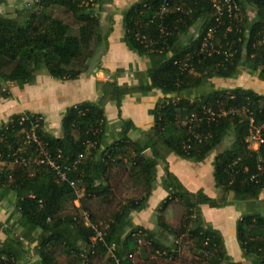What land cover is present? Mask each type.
Wrapping results in <instances>:
<instances>
[{
    "label": "trees",
    "instance_id": "1",
    "mask_svg": "<svg viewBox=\"0 0 264 264\" xmlns=\"http://www.w3.org/2000/svg\"><path fill=\"white\" fill-rule=\"evenodd\" d=\"M236 1L240 20L223 16L220 23L208 1L138 0L124 14L122 41L130 51L148 60V78L137 86L120 87L113 77L96 85L100 101L115 103L119 120L125 96L159 91L169 97L149 112L152 128L139 139L128 137L134 126L124 121L121 134L107 144L104 111L92 103L66 110L60 137L46 132L40 115H16L0 124V191L15 194L20 229L19 236H14L13 229L5 230L0 264H18L29 254L25 244L34 243L38 264H59L57 253L66 257V264H92L107 252L106 264H135V258L148 264L149 253L153 264H158L159 257L171 260L177 256V241L183 236L198 253L201 264H236L227 255L219 231L204 222L201 214V206L220 209L251 203L264 190V143L253 151L246 142L251 127L262 128L264 137V95L241 88L211 87L201 92L214 78H234L239 67L256 73L264 82V46L259 44L264 32V0ZM99 4L100 0H33L13 15L0 14V101L12 97L10 85H33L41 74L58 81L77 80L87 70V61L94 57L100 42ZM164 4L170 12L160 18ZM53 9L59 10L56 16L50 13ZM248 10L254 13L252 19ZM209 30L213 31V42L231 49L230 59L199 53ZM181 64H187V70L182 71ZM203 108L237 112L209 124L200 123L194 130L208 138L198 143L184 121L191 115L200 117ZM242 109L246 112L239 113ZM36 118H41L35 130L37 138L53 159L72 164L83 156L65 181L58 180L46 166L37 165V147L25 141ZM226 138L231 144L212 163L220 198L212 199L202 191L188 192L165 166L161 186L167 196L158 206L157 226L162 232L168 230L172 242L133 224L131 214L146 209L155 190L158 162H164L166 154L202 163ZM71 181H78L76 188L70 186ZM123 183L137 189L139 196L117 202V189ZM74 202L78 204L74 213H63L66 205ZM173 203L183 209L177 230L170 229L163 218ZM90 204L109 208L116 204L106 229L98 228L102 240L93 243L92 226L98 225ZM143 240L147 244L143 245ZM236 240L243 258L264 264V216H241L236 223Z\"/></svg>",
    "mask_w": 264,
    "mask_h": 264
},
{
    "label": "crops",
    "instance_id": "2",
    "mask_svg": "<svg viewBox=\"0 0 264 264\" xmlns=\"http://www.w3.org/2000/svg\"><path fill=\"white\" fill-rule=\"evenodd\" d=\"M32 1L4 0L0 4V14L13 15L16 10L24 9ZM137 1L100 0L97 12L100 42L94 57L89 64H86L87 70L74 81H58L41 74L37 76L33 85H26L23 88L12 85L10 87L12 97L0 101V124L8 122L11 117L16 115L25 113L40 115L44 119L46 132L55 137H60L61 121L66 110L82 103H92L104 111L108 123L105 133V142L107 144L116 140L121 134L123 129L122 122L124 121L131 122L134 126V129L128 132V137L131 140L139 139L143 132L147 133L153 125V118L149 115V112L158 102L169 97L164 96L159 91H152L144 96L141 94L125 96L121 104L120 121L115 103L100 101L101 95L96 85L97 83L111 81L110 78L113 77L120 87L137 86L140 80L146 82L148 78V60L130 51L122 41L124 36V14ZM253 16L254 13L248 10V18L252 19ZM238 70L239 73L234 77L236 81L226 86L221 84V79L214 78L210 80L209 83L212 84V89H250L259 95H264V82L257 78L256 73L253 74L243 67H239ZM251 150L257 151L258 149L253 147ZM220 152L222 151L219 150L212 154L202 163L188 162L173 154H166L164 162L159 161L157 165V186L159 187L160 181L164 176L165 166H167L169 172L180 181L188 192L196 193L202 191L212 199L220 198L221 192L215 188L212 176L213 159ZM148 153L147 151V155H150ZM15 203L16 196L14 193L0 191V242H4L7 238L5 230L17 229V231H13L14 236H19L20 234V229L17 225L18 216L15 213ZM74 203L77 204L76 202ZM243 204L245 205V203H242L226 206L224 209H210L208 206H201L205 222L211 224L214 229L219 230L223 236L227 253L225 237L227 231L224 230V226H228V224L223 223L229 219V222L233 221L236 224L241 218V213L236 212L238 211L236 209L239 208L236 207L240 206V209H242L241 205ZM246 204L249 206L257 205L263 215L256 211H252V213L264 216V190L261 191L256 201ZM35 246V243L30 246L27 244V253L34 252V256H36ZM235 257L237 258L236 260H239V257H243L241 250L240 252L235 250Z\"/></svg>",
    "mask_w": 264,
    "mask_h": 264
},
{
    "label": "rangeland",
    "instance_id": "3",
    "mask_svg": "<svg viewBox=\"0 0 264 264\" xmlns=\"http://www.w3.org/2000/svg\"><path fill=\"white\" fill-rule=\"evenodd\" d=\"M58 12H59L58 9H53L50 11V13H52L53 16H56L58 14ZM191 32H193V30ZM220 81H221V84L226 86V85H228L231 82L236 81V80H235V78H232V79H221ZM211 85L212 84L210 83V85H208L206 88H202L201 92H208L211 88ZM11 86L12 85H10V87ZM230 140H231L230 138H226L225 142L222 144L221 147L218 148V150L216 152H218L219 150L223 151L225 149V147L231 143ZM148 154H150V152ZM155 188H156L155 192L154 193L152 192V195L149 198V201L147 203L146 209L140 213L133 212L131 214V219H132V222L135 226H140V227H142L146 230L152 231V232L155 231V233L161 234V238H163L162 239L163 241L171 243L172 237L170 236L168 230L162 232L161 229L159 230V228L157 226V209H158L160 202H162L164 200V198H166L165 196H167V195L164 192V190L162 189L161 181H160L159 187L157 186V181H156ZM117 190H118L117 202L124 203L128 199H133V198H136L137 196H139L138 190L135 188H132L128 184H124V183L121 184V186H119ZM115 205H113L111 208L106 207V206H98L95 204L89 205V210L92 211L91 214L94 217V220L97 222L96 224L98 226H101V228L105 227V223H107L108 220L110 219L111 212L114 210ZM77 206H78V204L70 203V204L66 205V208H65L63 213H70V212L74 213L73 208H77ZM241 206H242L241 207L242 209H240V206L239 207L235 206L236 208H239V209H236V210H238L236 212L237 213L240 212L241 213L240 216L253 214L252 211H256L257 213L262 214V212L260 211V208L257 205L249 206L245 203V205L243 204ZM224 208L225 207L220 208V209H224ZM210 209H214V208H210ZM201 214H202V212H201ZM182 215H183L182 207L176 203H173L165 210L164 217H163L164 223L166 225H168V227L170 229L177 230L179 228V225H180V222L182 219ZM203 219L205 222L204 216H203ZM223 224H228V226H224V230L227 231L225 237H226L228 253H227V251H226V253L230 257V259L232 261L234 260L233 262L236 264H256L255 260L251 259V258H243V257L240 258L239 257V260H236L237 258L235 257V250L237 252H240V248H239L238 242L236 240V224L233 221L229 222V219L224 221ZM215 230H216V228H215ZM13 231H17V229H13ZM217 231H219V230H217ZM219 233H220V231H219ZM222 238H223V236H222ZM223 241H224V238H223ZM144 243H146L145 240L142 241L143 245H145ZM177 244H178V247L180 249L177 256L175 258L173 257L171 260H165L164 258L159 257L160 259H158L159 260L158 264H201L200 259L197 256L198 253L191 249L192 244L189 242V240L186 239V237H184V236L181 237L177 241ZM26 245L27 244H25V248H26ZM28 245L30 246L31 244H28ZM224 246H225V242H224ZM145 248H147V250L148 249L150 250L149 245H147ZM225 249H226V247H225ZM109 254L110 253L107 252V255L104 258L95 259L92 264H106V257ZM56 258H57V261L59 264H66V262H67L66 257L60 255L59 253L56 254ZM20 261L21 262H18V264H38V259L36 256H34V252H31L28 255L26 254L25 256H23V258ZM134 263L135 264H141L139 259H137V258L134 259ZM148 264H153V255H151L150 253L148 254Z\"/></svg>",
    "mask_w": 264,
    "mask_h": 264
},
{
    "label": "built area",
    "instance_id": "4",
    "mask_svg": "<svg viewBox=\"0 0 264 264\" xmlns=\"http://www.w3.org/2000/svg\"><path fill=\"white\" fill-rule=\"evenodd\" d=\"M196 1H208L213 9L215 10V16H216V22L220 23V20L223 16H226L227 18H232L234 20L239 19L240 14V8L236 0H196ZM176 11H180V8H176ZM170 12V7L168 5H163L159 11L160 18H163V16H166ZM240 20V19H239ZM213 31L209 30L207 37L203 40L201 46H200V54H202L205 57H213V56H222L225 60L230 59L233 56V53L230 48L224 49L221 45H219L218 42H213ZM145 42L144 40H142ZM260 45L264 46V32L261 33V39L259 42ZM176 64V63H175ZM181 70H187L188 65L187 64H181ZM178 100H176L177 102ZM236 110H230L229 112H224L223 110H219L218 112L213 111L211 108L205 109L203 108V112L201 113L200 117H196L195 115H191L187 119H185L184 124L187 126V131L191 138L194 141H197L198 143H201L206 140L208 137L202 136L201 134H197L194 130L200 123L206 122L211 123L214 122L216 119L226 116L227 114H233L236 113ZM246 112L245 109H242L239 113ZM41 118H36V120L32 123L30 131L26 135V143L28 144H34L37 147V152L39 154V158L36 161L37 165H43L47 168L51 169L58 180L65 181L67 173L71 170H75L77 164L81 159H83V156L80 155L78 160L73 162L72 164H67L65 162L60 163L57 160L53 159L41 146L37 135H36V128L38 126L39 121ZM262 128L259 127H251L249 136L246 139V142L248 144V148L251 150L253 147H256L259 149V147L264 143V137L262 134ZM57 159H60V156H57ZM22 163L25 165L26 162L22 161ZM78 184V181H71L70 186L73 188H76ZM77 203V202H76ZM84 221L88 226H91L89 224L88 218L86 214H83ZM101 228V226H92V229L95 232V237L91 240V242H95L96 240H102V232L98 229ZM103 230L106 229L102 228Z\"/></svg>",
    "mask_w": 264,
    "mask_h": 264
},
{
    "label": "water",
    "instance_id": "5",
    "mask_svg": "<svg viewBox=\"0 0 264 264\" xmlns=\"http://www.w3.org/2000/svg\"><path fill=\"white\" fill-rule=\"evenodd\" d=\"M89 63H90V60L87 61V64H89Z\"/></svg>",
    "mask_w": 264,
    "mask_h": 264
}]
</instances>
